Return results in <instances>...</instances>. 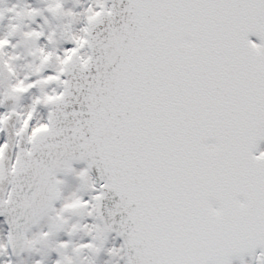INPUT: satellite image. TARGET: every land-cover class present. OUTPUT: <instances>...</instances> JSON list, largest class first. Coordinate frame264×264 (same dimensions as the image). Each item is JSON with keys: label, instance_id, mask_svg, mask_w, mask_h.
<instances>
[{"label": "snow or ice", "instance_id": "snow-or-ice-1", "mask_svg": "<svg viewBox=\"0 0 264 264\" xmlns=\"http://www.w3.org/2000/svg\"><path fill=\"white\" fill-rule=\"evenodd\" d=\"M0 26V264H264V0Z\"/></svg>", "mask_w": 264, "mask_h": 264}, {"label": "rangeland", "instance_id": "rangeland-1", "mask_svg": "<svg viewBox=\"0 0 264 264\" xmlns=\"http://www.w3.org/2000/svg\"><path fill=\"white\" fill-rule=\"evenodd\" d=\"M8 2V0H2V2H0V7L4 6L6 3ZM38 2V0H34V3ZM72 5V0H69V6ZM0 31H3V27L0 26Z\"/></svg>", "mask_w": 264, "mask_h": 264}]
</instances>
